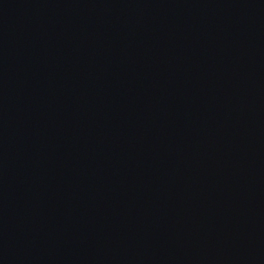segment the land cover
Masks as SVG:
<instances>
[{
    "label": "water",
    "instance_id": "water-1",
    "mask_svg": "<svg viewBox=\"0 0 264 264\" xmlns=\"http://www.w3.org/2000/svg\"><path fill=\"white\" fill-rule=\"evenodd\" d=\"M0 264H264V0H0Z\"/></svg>",
    "mask_w": 264,
    "mask_h": 264
}]
</instances>
